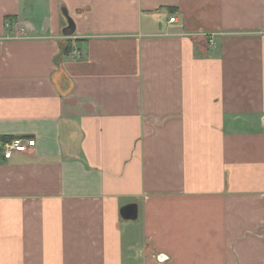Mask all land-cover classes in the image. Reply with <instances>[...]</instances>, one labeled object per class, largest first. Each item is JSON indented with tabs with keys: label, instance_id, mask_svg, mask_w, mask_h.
Segmentation results:
<instances>
[{
	"label": "crops",
	"instance_id": "0c3cea01",
	"mask_svg": "<svg viewBox=\"0 0 264 264\" xmlns=\"http://www.w3.org/2000/svg\"><path fill=\"white\" fill-rule=\"evenodd\" d=\"M0 264H264V0H0Z\"/></svg>",
	"mask_w": 264,
	"mask_h": 264
},
{
	"label": "water",
	"instance_id": "95a60500",
	"mask_svg": "<svg viewBox=\"0 0 264 264\" xmlns=\"http://www.w3.org/2000/svg\"><path fill=\"white\" fill-rule=\"evenodd\" d=\"M59 10L66 23V26L62 29V34L64 36L70 37L75 33L76 30L74 20L70 16L63 2H60ZM119 214L121 219L125 221H137L138 207L136 204H127L120 208Z\"/></svg>",
	"mask_w": 264,
	"mask_h": 264
},
{
	"label": "built area",
	"instance_id": "2783aa9c",
	"mask_svg": "<svg viewBox=\"0 0 264 264\" xmlns=\"http://www.w3.org/2000/svg\"><path fill=\"white\" fill-rule=\"evenodd\" d=\"M175 18H170L169 22H174ZM9 28L8 23L5 25ZM35 145V140L30 138L10 139L1 145V152L4 158L9 159L15 153H24Z\"/></svg>",
	"mask_w": 264,
	"mask_h": 264
}]
</instances>
